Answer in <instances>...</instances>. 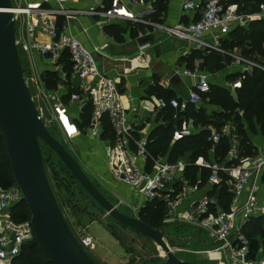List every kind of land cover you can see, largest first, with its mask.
Instances as JSON below:
<instances>
[{
  "label": "built area",
  "instance_id": "built-area-1",
  "mask_svg": "<svg viewBox=\"0 0 264 264\" xmlns=\"http://www.w3.org/2000/svg\"><path fill=\"white\" fill-rule=\"evenodd\" d=\"M81 1L86 0H37L23 7L10 3L11 8L7 11L11 13L13 24L18 15L25 17L19 27V35L17 38L14 36L18 59L26 66L25 72L22 71L24 83L28 89L29 80L38 95L48 99L54 108H60L63 91L61 84L56 89L49 90L44 83L33 81V77L27 79V74L36 69L32 66L33 61L38 59L56 75L57 80L62 81L65 71L61 60L65 58L70 64L72 76L79 81L77 92L69 94V101L90 104V118L86 127L89 134L99 139L102 115H105L112 129V139L103 142L102 150V159L110 180L128 187L134 196H141L146 202L157 198L172 200L176 209L182 204L184 195L180 196V193L194 191L181 178L185 168L191 163H184L180 159L168 163L148 157L144 150L145 137L133 138V129L127 122V113L116 83L97 66L94 54L100 53L102 46L88 50L68 31L70 22L85 16L94 17L96 26L118 21L142 23L133 10L143 8L144 2L108 0L106 4H99L96 0H88L91 1L88 6L77 7L76 4ZM179 7L182 12H190L195 16L186 23L171 27L157 24L152 26L165 36L183 40L189 50L214 51L228 56L230 60L225 67H241L236 79L229 83L232 90L239 89L241 82L252 75L254 68L264 71L252 60L222 50L219 43L221 37L231 29L246 27L250 21L264 18V5L259 6L258 12L252 14H239L235 5L223 7L219 0H182ZM36 32L43 34L46 41H35L33 35ZM146 47L147 45L141 46L139 52ZM197 67L198 64H195L193 70L182 71L183 76L194 79L193 85L186 92L185 101L178 105L174 98L168 101L155 98L153 106L157 111L166 105L173 109L179 106V110H182L187 103L195 107L200 104V94L207 93L209 86L206 74L198 73ZM163 86L164 83L159 85ZM30 97L32 99L31 95ZM235 134L232 126L228 131L221 128L219 132L209 131L206 141L210 143V154L222 137L228 140L229 147L221 165L201 158L194 161L193 165L209 170L207 188L185 208L182 220L199 230L210 232L213 243L217 244L214 249L217 257L214 260L221 262L220 264H264L263 256L248 258L247 241L240 232L242 225L251 217L260 216L264 221V198L258 196L256 186L264 169V153L256 158L241 156ZM189 135L190 130L183 126L180 131L174 132L171 144ZM148 161L151 162L149 172L140 167V162L144 165ZM221 183L231 196L227 210L218 207L214 197L207 194L213 186ZM177 184L181 186L176 187ZM20 199L21 194L14 183L7 188L0 187V264H10L20 253L22 246L32 240L29 220L17 222L9 217L8 209ZM169 214L180 215L175 211H170ZM78 244L81 248L92 247L89 237H84Z\"/></svg>",
  "mask_w": 264,
  "mask_h": 264
},
{
  "label": "trees",
  "instance_id": "trees-1",
  "mask_svg": "<svg viewBox=\"0 0 264 264\" xmlns=\"http://www.w3.org/2000/svg\"><path fill=\"white\" fill-rule=\"evenodd\" d=\"M151 2L153 9V16L159 17L158 0H143V2ZM161 1V0H160ZM219 3L226 7L228 5H235L236 12L239 14H252L258 12V7L264 5V0H219ZM155 6V7H154ZM115 27V28H114ZM140 28V27H139ZM110 30L114 33L120 31L113 26ZM130 37H134V30L130 31ZM220 48L224 51H231L239 49L241 56L245 59L252 60L255 64L264 69V18L252 20L246 27H235L231 29L225 36L219 40ZM187 63H192L193 59H200L199 64L201 69L204 65L208 71H216L224 68L229 62V57L214 51H199L191 50L186 57ZM191 65V64H190ZM70 64L65 61V70L69 71ZM44 85L47 89L55 88L56 76L48 70H44L41 75ZM238 76L228 77L227 80L233 81ZM72 92V91H71ZM70 91L63 96L67 98ZM151 93L156 98H162L165 101L169 99H176L179 105V100L175 95L158 86L151 89ZM236 101L233 102L228 95V92L219 86H209L208 92L200 94L202 103L216 106L222 109V112H211L206 116L200 104L198 107L192 104H185L182 110L173 109L169 106L158 110V117L162 118L165 126L158 124L154 126L146 135L144 150L151 160L156 158H164L165 162L172 163L177 159L187 154L189 164L183 174L182 178L189 186L195 185V190L204 192L207 188V177L209 170L203 167L193 165L194 161L201 158L204 161L220 162L225 156L229 143L225 137H222L217 144L213 146V152L209 153L210 143L206 141L209 134L208 127L215 132H219L221 125L226 121H231V126L234 128L237 136L238 148L241 156H253V148L249 144L243 127L248 124L251 128L250 122L252 119L261 120L264 125V71L254 68L252 75L246 77L240 85L239 89H234ZM90 104L86 103L81 108L77 127L79 130H84L89 123L90 118ZM238 112H241L239 115ZM177 120V121H175ZM182 120L192 122L193 127L199 126L197 132L191 133L189 136L176 140L171 144V140L175 131L182 129ZM133 138L137 139V134L132 132ZM113 136L112 129L107 121L105 115L100 118L99 139L103 142L111 140ZM150 164L151 162L148 161ZM235 163V162H232ZM228 165V164H227ZM196 173H199V181L196 184ZM222 178H224L222 176ZM260 179L264 181V169ZM13 184L8 163L4 154L2 140L0 138V187L7 188ZM177 186H181L177 184ZM213 196L218 207L227 210L230 193L227 191L225 185L221 183L218 186H213L211 192L207 193ZM9 217L14 221L29 220L27 208L20 200L10 206L8 209ZM166 213L165 202L160 199H153L144 202L139 211L140 221L147 224L151 228H158L161 226L162 217ZM240 232L247 241L248 258L264 257V221L260 216L251 217L242 225ZM10 264H49L42 253L37 248L33 239L22 246L20 253L11 261Z\"/></svg>",
  "mask_w": 264,
  "mask_h": 264
},
{
  "label": "rangeland",
  "instance_id": "rangeland-1",
  "mask_svg": "<svg viewBox=\"0 0 264 264\" xmlns=\"http://www.w3.org/2000/svg\"><path fill=\"white\" fill-rule=\"evenodd\" d=\"M31 2L33 1L12 0L10 3L23 7ZM23 20L25 21V17L18 15L16 23L13 24L14 36L16 38L20 33L19 27ZM116 28L120 30L114 33L117 38L116 41L121 43L122 38H120V35L124 34L128 28L123 21H119ZM168 50L169 49L166 48L165 52ZM151 60L153 61L152 58ZM19 62L22 71L25 72V64L22 61ZM151 64L152 63H150V65ZM32 67H36V69H34L32 73L27 72V79L33 77V81L37 83L40 81V84L44 83L41 75L44 70L49 71V69H43L42 63L36 65L35 61H33ZM225 68L235 72L239 71L241 67L232 66ZM153 77L154 79L157 78L155 75ZM55 81L54 89L57 88L58 84H61V86L64 84L61 80ZM27 83L33 104L49 134L63 146L77 163L84 175L118 212L128 217L140 219L139 211L146 201H143L141 196H134L131 191L109 180L110 178L102 159L103 141L91 136L87 128L79 130L76 125L79 105L75 103L72 104L71 107L64 98L61 101L62 106L56 109L48 99L36 93L37 91L29 80ZM63 93H65V91ZM254 125L256 126V123ZM261 129L263 134L258 137L261 139L260 142L264 143V126ZM250 132L254 133V129ZM249 135L255 136L256 133ZM39 148L48 185L71 234L78 243H80L84 237H89L87 233L90 234L93 239L92 242V239L89 237L92 247L94 243V251H91L92 247L82 246L87 255L90 256L92 254L95 256L98 253H104L109 255L114 263L118 262V255L121 257L124 256L122 264L164 263L165 257L158 246L152 241L112 220L86 195L58 158L43 143L39 142ZM254 152L257 154L259 153L256 149H254L253 153ZM161 159L162 158H160V161ZM180 160L184 163H188L187 154L182 156ZM89 165L97 167L98 172L101 173L100 177L102 179L107 176L106 182L105 178L103 179L106 186L100 184L97 178L89 171ZM189 192L190 191L187 190L185 193H180V196L184 195L183 201H187ZM163 200L164 202L167 200V203H165L166 213L162 217L160 227L163 228V241L174 256L180 261L195 264H220L221 262L209 258V256H211V258L217 257V253L214 252L217 244L213 243L210 232L202 229L199 230L182 220L185 215L186 203L184 206L182 204L175 209L172 200ZM168 206H171L173 209H170ZM170 211H175V213H179L180 215H171L169 214ZM105 232L107 235H104ZM110 236L120 247L113 243ZM207 253L210 254L208 255ZM93 261L98 264L95 259H93Z\"/></svg>",
  "mask_w": 264,
  "mask_h": 264
},
{
  "label": "crops",
  "instance_id": "crops-1",
  "mask_svg": "<svg viewBox=\"0 0 264 264\" xmlns=\"http://www.w3.org/2000/svg\"><path fill=\"white\" fill-rule=\"evenodd\" d=\"M96 1L99 2V4H106L108 0ZM181 1L182 0H158L160 3L159 8L162 9L159 11L160 16L157 17V19L156 16L152 15L153 9L151 7L150 1L144 2L143 8H135L133 12H135L136 17L141 20L142 23L123 21L125 22L128 29L124 32V34H119L120 38H122L121 43L116 41V35L112 30H110L113 26H117L119 21L116 23L109 22L105 23L104 25L100 24L99 26H96L94 24V21L96 20L94 17L85 16L79 18L77 21L70 22L69 24V33L73 35L86 49L90 50L93 47L102 46L100 53L94 54L97 66L103 74L113 78L114 82L116 83L119 91L121 92V101L127 113V122L138 137H146L147 133L158 124L165 126L162 118L158 117V111L153 106V102L156 97L151 93V89L154 86L159 87L160 84L164 83L163 88H160L172 92L179 102H184L186 92L193 85L194 79L183 76L182 71L193 70L195 68V64H198V73L201 74V72H203L206 74L208 86L214 85L224 88L228 92L231 100L233 102L236 101L234 90L229 87V83L231 81L228 82L227 78L236 76L238 71L234 72L231 69H226L225 66L220 70L212 72L208 71L207 67L204 65L200 69L199 64L202 63L200 59H193L192 63H187L186 57L189 54L188 52L191 50H189V47L186 45V43L178 38L165 36L152 26V24H157L171 27L178 23H186L192 17H194L195 15L191 14L190 12H182L180 10L179 5ZM90 3L91 1L88 0L81 1L78 2L76 6L86 7ZM99 4L97 7L100 6ZM131 30H134V37H130ZM143 37H146L147 40L145 42L138 43L137 40ZM33 38L35 41L41 43L46 41V37L43 34L37 32L34 33ZM143 45H147V47L143 51L139 52V48ZM166 48L169 50L165 52ZM227 53L241 55V51L239 49H233L229 52L227 51ZM133 60L143 61L144 65H137V67H134L132 66ZM65 61L69 63L65 58H62L61 62L64 63L63 66L65 78L62 80L64 84L61 86L63 88L62 94L60 96L61 101L64 99L63 96L67 94L68 91H70V93L77 92L76 90L79 85L78 79L72 76L71 67L69 68V71L65 70ZM35 62L36 65L43 63L38 59H35ZM150 63L152 64L150 65ZM42 65L44 67L43 69L48 68L44 63ZM154 75L157 77L156 79H154ZM64 91L65 93H63ZM65 99L68 101V104H70L69 106L77 103L69 101L68 97ZM77 104L79 105V115V112L84 104ZM200 106L205 112L206 116L211 114V112H222V109L207 103H202L201 100ZM238 114L240 115L241 112H238ZM255 123L256 126L254 125ZM262 123L263 122L261 120L256 121L252 119L250 122L251 128L247 124L248 129L246 124L243 123L249 144L252 146L253 151L256 149V151L259 152L258 154L254 152L253 156L255 158L256 156H261L264 153V143L260 142L261 139L258 137L263 134L261 128L264 125ZM181 124L190 130V134L195 133L198 131V129H200L199 126L193 127L190 120H182ZM230 126L231 121L226 120L221 125V129L228 131ZM252 129H254V133L250 132ZM208 131L214 130L208 127ZM255 133V136L249 135ZM161 161H165V159L162 158ZM218 164H223V161L218 162ZM140 167L143 168V170L149 172L151 170V163L149 164L146 162L143 165L140 162ZM88 168L89 171L97 178L98 182L105 185L107 176L104 177V182V178L102 179L100 177L101 173L98 172L97 167H92L89 165ZM198 174L199 173H196V184L199 181ZM118 184L130 191L128 187L123 186L120 183ZM256 186L258 190V196L264 198V181L259 178L256 182ZM189 187L194 188V191L189 192L187 201H183L184 199H182L181 202L183 206L186 203L185 208H187V206H189L197 196L203 193L201 190H195V185ZM104 235H107V233L105 232ZM87 236L92 239L90 234L87 233ZM112 240L113 243L118 245V243L113 238ZM94 249L95 247L93 243L91 251H94ZM89 257L92 260L95 259L98 264H122L124 261V256L121 257L118 255V262L114 263L111 257L104 253H98L95 256L91 254Z\"/></svg>",
  "mask_w": 264,
  "mask_h": 264
},
{
  "label": "water",
  "instance_id": "water-1",
  "mask_svg": "<svg viewBox=\"0 0 264 264\" xmlns=\"http://www.w3.org/2000/svg\"><path fill=\"white\" fill-rule=\"evenodd\" d=\"M9 0H0V138L11 178L27 208L32 239L49 264H95L71 234L48 185L39 142L61 162L86 195L112 220L152 241L163 264L178 260L163 241V228H151L116 210L84 175L70 154L46 130L24 83L16 52ZM146 37L137 40L145 42Z\"/></svg>",
  "mask_w": 264,
  "mask_h": 264
},
{
  "label": "bare ground",
  "instance_id": "bare-ground-1",
  "mask_svg": "<svg viewBox=\"0 0 264 264\" xmlns=\"http://www.w3.org/2000/svg\"><path fill=\"white\" fill-rule=\"evenodd\" d=\"M137 65H138V66L144 65V62H143V61H136V60H133V61H132V66L137 67ZM131 69H133V68H131ZM209 258H210V259H214L215 257H214V258H213V257L211 258V256H209Z\"/></svg>",
  "mask_w": 264,
  "mask_h": 264
}]
</instances>
